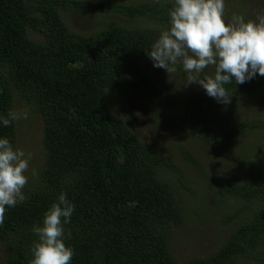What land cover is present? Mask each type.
Returning <instances> with one entry per match:
<instances>
[{
    "label": "trees",
    "instance_id": "1",
    "mask_svg": "<svg viewBox=\"0 0 264 264\" xmlns=\"http://www.w3.org/2000/svg\"><path fill=\"white\" fill-rule=\"evenodd\" d=\"M172 7L173 0H0V115L19 99L36 110L44 156L38 180L23 190L25 200L5 213L0 264H31L38 240L31 229L62 191L75 205L64 225L71 264H264V142L233 143L264 129V113L220 129L196 121L179 95L149 76L147 51L169 26ZM70 12L117 18L80 32L66 23ZM225 87L231 96L255 100L264 96V76ZM119 94L175 113L193 137L180 139V151L205 174L212 171V154L217 159L221 150L237 147L230 168L211 185L224 220L236 225L212 254L183 261L172 255L170 235L185 210L163 172H182L119 115ZM200 98L231 104L206 93ZM0 136L15 148V121L0 126Z\"/></svg>",
    "mask_w": 264,
    "mask_h": 264
},
{
    "label": "rangeland",
    "instance_id": "2",
    "mask_svg": "<svg viewBox=\"0 0 264 264\" xmlns=\"http://www.w3.org/2000/svg\"><path fill=\"white\" fill-rule=\"evenodd\" d=\"M121 2H138L154 0H116ZM243 16L247 20H258L264 16V0H225V20L234 22L233 18ZM114 15L92 14L85 15L75 12L67 13L66 23L76 31L90 32L103 26V21L113 20ZM254 18V19H253ZM146 72L159 85L179 95L187 107H190L192 116L196 121H206L215 124L220 129L229 123L237 122L241 118H247L251 113H264V96L258 95L255 100L246 99L244 96H231V104L225 108L201 101L200 94L206 93L198 84L185 85L184 74L178 72L175 75L166 73L162 68L154 67L153 62L145 65ZM211 74L212 69H206ZM117 111L122 117H127L130 127L140 137V140L152 148H160L163 154L180 167L182 176L174 169H164L163 178L172 185L174 195L185 210V218L176 225L170 235V251L178 261L194 257H206L216 251L222 239L232 230L236 223L225 221L221 202L216 201V185L221 178H216L222 170H227L232 165L230 156L235 153L236 146L243 141L246 145H257L264 142V129L255 131L243 139H237L236 146H230L228 150H221L217 159L212 154V171L206 174L202 169L188 161L180 151L179 142L193 140L186 127H181L179 118L172 111L157 108L145 100L131 95L119 94L115 97ZM256 104V109L253 105ZM242 105V106H241ZM251 105V106H250ZM207 108L205 109V107ZM186 107V108H187ZM213 108L210 110V108ZM14 111L29 113L27 119L20 118L16 124V146L22 149L26 156L30 155L28 183L35 184L38 180L41 164L43 163L42 149V121L40 115L19 99L15 103ZM227 111V112H226ZM189 115H191L189 113ZM214 116L215 118H212ZM122 117V118H123ZM160 126V127H159ZM210 146V145H209ZM157 148V149H158ZM211 148V147H210ZM218 149V148H217ZM220 150V148H219ZM36 169L37 175H32V169ZM213 174L214 180L209 181V175ZM23 189V190H24ZM213 196V197H212Z\"/></svg>",
    "mask_w": 264,
    "mask_h": 264
},
{
    "label": "clouds",
    "instance_id": "3",
    "mask_svg": "<svg viewBox=\"0 0 264 264\" xmlns=\"http://www.w3.org/2000/svg\"><path fill=\"white\" fill-rule=\"evenodd\" d=\"M168 15L169 26L147 51L154 67L171 75L182 72L186 86L198 84L222 104L231 102L226 85L264 76V16L258 20L236 16L234 22H226L225 0H173ZM206 69L213 71L209 74ZM28 115L10 110L6 117L0 115V126ZM30 159L9 138L0 136V226L6 211L26 198L23 189ZM32 175H37L34 168ZM74 211L75 205L62 191L45 211L42 224L31 229L38 237L31 264H71L74 249L64 242V225L71 222Z\"/></svg>",
    "mask_w": 264,
    "mask_h": 264
}]
</instances>
